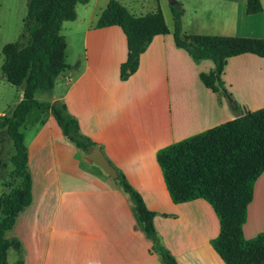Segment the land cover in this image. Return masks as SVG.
Listing matches in <instances>:
<instances>
[{
  "label": "crops",
  "instance_id": "1",
  "mask_svg": "<svg viewBox=\"0 0 264 264\" xmlns=\"http://www.w3.org/2000/svg\"><path fill=\"white\" fill-rule=\"evenodd\" d=\"M108 1L77 2L75 19L62 23L70 67L55 79L48 101L64 102L80 132L141 195L178 264H225L210 244L219 231L211 205L202 198L174 203L156 153L264 107V58L248 52L227 58L220 80L229 100L201 80L213 61L194 60L175 44L167 0H118L137 16L159 7L169 30L152 38L136 71L122 80L125 34L118 25L96 27ZM177 1L186 34L264 38V0L255 14L246 13V0ZM35 123L36 135L30 143L24 139L31 200L5 232L20 241L23 264H164L117 180L62 134L49 110ZM258 232H264V172L254 182L243 224L245 238Z\"/></svg>",
  "mask_w": 264,
  "mask_h": 264
},
{
  "label": "trees",
  "instance_id": "2",
  "mask_svg": "<svg viewBox=\"0 0 264 264\" xmlns=\"http://www.w3.org/2000/svg\"><path fill=\"white\" fill-rule=\"evenodd\" d=\"M87 1L27 0V41L23 45L7 42L1 47L0 73L9 84L22 89V98L9 113L0 115V129L5 130L14 147L10 157L11 174L18 180L16 186L0 196V264H9V249L16 253L12 264L24 262L20 241L15 237L6 238L5 232L31 200L28 152L21 132L26 117L49 110L62 134L80 151L88 153L96 145L80 132L77 119L67 111L63 101L35 98L37 92H50L59 73L70 67L65 61L66 40L60 32L61 25L75 19L77 2ZM170 10L175 44L194 60H212L214 68L201 74V80L208 87L220 88L231 100L220 80L227 58L247 52L264 58V38L186 34L182 30L181 2L175 0ZM261 10L260 0H246L247 14ZM111 25H118L126 37L127 57L119 69L122 80L136 71L139 56L152 38L169 31L159 7L137 16L118 0H109L96 22L98 28ZM156 159L174 203L202 198L211 205L218 217L219 231L210 239V244L225 264H264V232L251 238L243 235L253 185L264 172V107L164 146L157 151ZM116 171L115 179L127 195L140 229L152 241L154 251L164 264H178L160 241L153 224L154 212L146 207L125 176Z\"/></svg>",
  "mask_w": 264,
  "mask_h": 264
},
{
  "label": "rangeland",
  "instance_id": "3",
  "mask_svg": "<svg viewBox=\"0 0 264 264\" xmlns=\"http://www.w3.org/2000/svg\"><path fill=\"white\" fill-rule=\"evenodd\" d=\"M26 1L0 0V66L3 61L1 47L4 43L16 42L19 45H23L27 41L25 32ZM65 30L64 26L62 32ZM20 90V87L9 84L0 73V115L9 113L17 104ZM35 98L41 101H48L50 100V92H38L35 94ZM35 121H37V112L28 115L22 123L21 132L23 133L26 144L30 143L37 133L38 128ZM13 152L14 147L11 139L7 136L4 129H0V195L3 191L2 189L5 191L18 184V180L11 174L12 164L10 157ZM15 259V251L9 249L7 254L8 263L12 264Z\"/></svg>",
  "mask_w": 264,
  "mask_h": 264
},
{
  "label": "water",
  "instance_id": "4",
  "mask_svg": "<svg viewBox=\"0 0 264 264\" xmlns=\"http://www.w3.org/2000/svg\"><path fill=\"white\" fill-rule=\"evenodd\" d=\"M169 4H172L175 2V0H167ZM232 105H235L233 102H231ZM87 159L91 162H93L95 165L100 167L104 173L107 175L115 178L117 175V171L115 167L109 162L107 157L103 154L101 149L99 147L93 148L88 154Z\"/></svg>",
  "mask_w": 264,
  "mask_h": 264
}]
</instances>
